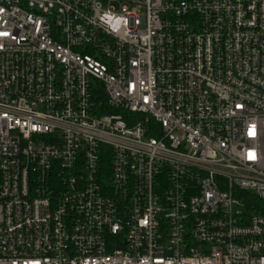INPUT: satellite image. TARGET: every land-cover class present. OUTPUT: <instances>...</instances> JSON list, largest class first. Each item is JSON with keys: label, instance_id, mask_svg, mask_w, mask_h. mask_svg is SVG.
Masks as SVG:
<instances>
[{"label": "built area", "instance_id": "built-area-1", "mask_svg": "<svg viewBox=\"0 0 264 264\" xmlns=\"http://www.w3.org/2000/svg\"><path fill=\"white\" fill-rule=\"evenodd\" d=\"M0 264H264V0H0Z\"/></svg>", "mask_w": 264, "mask_h": 264}, {"label": "trees", "instance_id": "trees-1", "mask_svg": "<svg viewBox=\"0 0 264 264\" xmlns=\"http://www.w3.org/2000/svg\"><path fill=\"white\" fill-rule=\"evenodd\" d=\"M246 196H247L248 200H252V202H254L256 205H257V204L260 205V203L257 202V200H256L254 197H251V196H248V195H246Z\"/></svg>", "mask_w": 264, "mask_h": 264}]
</instances>
